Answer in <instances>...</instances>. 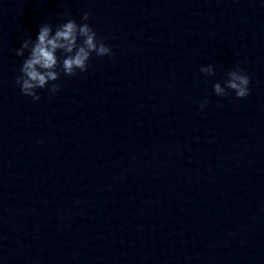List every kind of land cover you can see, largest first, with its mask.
I'll return each mask as SVG.
<instances>
[{"label":"clouds","instance_id":"obj_1","mask_svg":"<svg viewBox=\"0 0 264 264\" xmlns=\"http://www.w3.org/2000/svg\"><path fill=\"white\" fill-rule=\"evenodd\" d=\"M67 15V13H66ZM90 13L85 11L81 16L82 23L78 24L75 19L69 18L66 22L58 24L53 30L50 23L41 24L38 35L33 41L30 37L23 39L21 47L16 49L18 57H27L23 60L20 74L16 77V84L20 86L23 95L39 101L38 89H44L50 85L49 91L56 93L60 86L55 81L61 74L75 76L77 71L86 72L88 61L93 53L98 57L112 56V49L106 45L103 39L97 37L96 32L87 23ZM61 53L63 59L58 57ZM205 76H214L215 69L209 64L200 68ZM227 80L222 86L216 82L213 91L217 96L225 97L229 91L235 93L237 98H246L250 94V78L237 66L227 72ZM209 101L201 102L203 110Z\"/></svg>","mask_w":264,"mask_h":264}]
</instances>
